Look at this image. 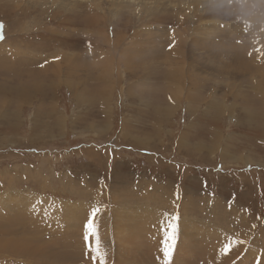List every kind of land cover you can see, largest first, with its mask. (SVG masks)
<instances>
[{"label":"rangeland","instance_id":"374dc122","mask_svg":"<svg viewBox=\"0 0 264 264\" xmlns=\"http://www.w3.org/2000/svg\"><path fill=\"white\" fill-rule=\"evenodd\" d=\"M0 22V264H101L94 208L107 264H165L176 215L170 264H264V0H0Z\"/></svg>","mask_w":264,"mask_h":264},{"label":"snow or ice","instance_id":"6c2138e0","mask_svg":"<svg viewBox=\"0 0 264 264\" xmlns=\"http://www.w3.org/2000/svg\"><path fill=\"white\" fill-rule=\"evenodd\" d=\"M3 30H4V25L2 22H0V40H3L5 38ZM257 51H260V50L257 49ZM261 54H264V53H261ZM249 55H251V53H249ZM178 196L179 194L177 193V197ZM98 212H99L98 208H94L92 210V213H91L92 218L89 219L85 225L86 234H85L84 239L86 242H88L89 250L95 253V255L92 257L93 260H99L101 264H107L106 262L107 253L101 247V241H100L99 233L97 231V226H96L95 219H94ZM178 219H179V216L176 215L174 217H170L168 221L166 222V227L164 229L165 239L163 241V256L165 258V264H170L172 260L173 252L175 250V246L177 243V237H178V228H179V225L177 222ZM91 237H95L94 247L91 243V239H90ZM242 243H247V242L241 241L238 239L236 240L230 239L228 240L226 244H224V246L221 249V252L222 254H227L231 252L235 246H238ZM255 264H261V260L257 259L255 261Z\"/></svg>","mask_w":264,"mask_h":264},{"label":"bare ground","instance_id":"6f19581e","mask_svg":"<svg viewBox=\"0 0 264 264\" xmlns=\"http://www.w3.org/2000/svg\"><path fill=\"white\" fill-rule=\"evenodd\" d=\"M126 255V254H125Z\"/></svg>","mask_w":264,"mask_h":264}]
</instances>
